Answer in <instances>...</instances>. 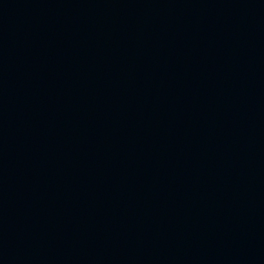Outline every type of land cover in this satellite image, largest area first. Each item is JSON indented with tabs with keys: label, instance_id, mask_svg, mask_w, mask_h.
Segmentation results:
<instances>
[{
	"label": "water",
	"instance_id": "obj_1",
	"mask_svg": "<svg viewBox=\"0 0 264 264\" xmlns=\"http://www.w3.org/2000/svg\"><path fill=\"white\" fill-rule=\"evenodd\" d=\"M0 264H264V0H0Z\"/></svg>",
	"mask_w": 264,
	"mask_h": 264
}]
</instances>
